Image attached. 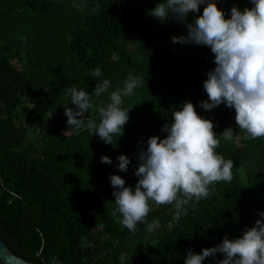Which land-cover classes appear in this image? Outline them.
<instances>
[{"label": "trees", "instance_id": "16d2710c", "mask_svg": "<svg viewBox=\"0 0 264 264\" xmlns=\"http://www.w3.org/2000/svg\"><path fill=\"white\" fill-rule=\"evenodd\" d=\"M161 2L0 0V238L23 261L184 264L190 249L202 254L264 222V138L244 139L234 108L200 107L208 101L203 83L216 66L214 54L207 46L172 42L188 35L186 24L206 4L179 23L151 16ZM215 2L225 19L233 7H254L251 0ZM96 68L99 80L110 81L106 92L91 97L93 108L86 113L97 125V109L111 102L112 92H123L129 73L144 81L133 95H122L129 121L111 145L86 129L67 127L65 107L75 110L68 89L91 95L99 83L91 77ZM185 102L215 125V151L233 160V179L216 183L198 203L190 201L179 220L174 204L149 201L151 211L130 232L116 212L117 189L109 177L120 176L134 190L140 150H147L151 137H167L163 127ZM228 128L231 141L220 136ZM121 155L130 159L126 172L118 170ZM103 156L112 164L101 163ZM223 259L217 254L203 264Z\"/></svg>", "mask_w": 264, "mask_h": 264}, {"label": "clouds", "instance_id": "9594fccd", "mask_svg": "<svg viewBox=\"0 0 264 264\" xmlns=\"http://www.w3.org/2000/svg\"><path fill=\"white\" fill-rule=\"evenodd\" d=\"M251 3L254 7L245 8L243 12L233 7L231 18L225 19L215 0H163L151 16L161 22L171 16L184 23L190 12L198 13L200 5L206 4L203 14L186 24L188 35L173 37L172 42L211 49L216 66L206 74L203 88L208 101L202 102L200 107L207 111L221 104L234 108L235 122L246 133L244 139L255 140L264 138V0H251ZM84 6L74 5L79 10ZM92 11H98V7H93ZM101 75L99 68L91 72V77L99 81L91 95L83 89H68L75 110L66 106L65 115L68 129H86L111 145L114 136L123 135L129 121V110L120 107L122 95H133L134 89L144 81L129 73L123 92H112L111 102L97 109L101 117L97 125L93 119H86V113L93 108L91 97H100L109 89L110 81L99 80ZM214 127L211 120L197 114L192 103L185 102L182 110L174 112L173 121L163 127L167 137H151L147 150H140L135 171L139 179L134 190L126 187L120 176L109 177L111 186L117 189L113 196L123 226L134 232L151 211L149 201L157 206L174 204L177 209L174 219L179 220L181 215L187 214L184 206L190 201L198 203L209 196L216 183L232 181L234 163L216 153L220 140ZM220 136L231 141L234 133L228 128ZM117 159L118 170L126 172L130 159L124 155ZM101 163L110 165L112 161L103 156ZM259 215L264 216V212ZM217 254L225 257L219 264H264V222L257 220L252 228L244 231L242 238L225 237L222 244L203 249L202 254L190 249L184 264H203L206 258Z\"/></svg>", "mask_w": 264, "mask_h": 264}, {"label": "water", "instance_id": "95a60500", "mask_svg": "<svg viewBox=\"0 0 264 264\" xmlns=\"http://www.w3.org/2000/svg\"><path fill=\"white\" fill-rule=\"evenodd\" d=\"M0 264H31L25 262L13 254L11 250H8L5 244L0 238Z\"/></svg>", "mask_w": 264, "mask_h": 264}, {"label": "rangeland", "instance_id": "374dc122", "mask_svg": "<svg viewBox=\"0 0 264 264\" xmlns=\"http://www.w3.org/2000/svg\"><path fill=\"white\" fill-rule=\"evenodd\" d=\"M34 127H35L36 129H38V128H39V126H38V125H35Z\"/></svg>", "mask_w": 264, "mask_h": 264}]
</instances>
